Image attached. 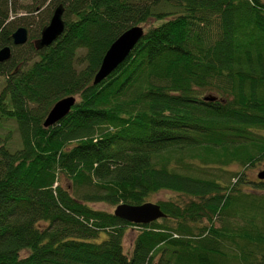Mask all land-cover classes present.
I'll return each mask as SVG.
<instances>
[{
    "label": "trees",
    "instance_id": "trees-1",
    "mask_svg": "<svg viewBox=\"0 0 264 264\" xmlns=\"http://www.w3.org/2000/svg\"><path fill=\"white\" fill-rule=\"evenodd\" d=\"M60 4L65 32L37 51L47 24L0 0V49L12 48L0 63V128L14 121L20 136L15 150L11 131L0 137V264H264V180L245 175L264 159V0ZM133 26L144 37L94 86ZM68 96L70 114L45 128ZM232 165V176L214 173ZM162 192L167 216L145 225L91 206Z\"/></svg>",
    "mask_w": 264,
    "mask_h": 264
},
{
    "label": "water",
    "instance_id": "water-1",
    "mask_svg": "<svg viewBox=\"0 0 264 264\" xmlns=\"http://www.w3.org/2000/svg\"><path fill=\"white\" fill-rule=\"evenodd\" d=\"M65 6L60 4L52 14L49 23L42 29L40 37L33 41L34 48L41 51L54 44L65 32L64 20ZM145 30L142 26H133L121 34L107 50L98 72L94 76L93 85H98L107 79L120 65H122L144 37ZM15 46H23L29 42V32L25 27H19L12 34ZM12 58V48L6 46L0 49V63H5ZM214 101L215 98H206ZM77 98L68 96L57 101L50 109L44 127L49 128L66 118L75 106ZM260 180H264V169L258 174ZM114 215L126 222L145 225L165 218L167 215L157 203L146 202L142 205L119 204Z\"/></svg>",
    "mask_w": 264,
    "mask_h": 264
},
{
    "label": "rangeland",
    "instance_id": "rangeland-1",
    "mask_svg": "<svg viewBox=\"0 0 264 264\" xmlns=\"http://www.w3.org/2000/svg\"><path fill=\"white\" fill-rule=\"evenodd\" d=\"M42 1L43 0H9L10 7H13V6L19 7L20 16H24V15L30 16L31 18H33L35 21H38L39 23L43 22L44 24H48L51 19V15L53 14V11L55 9V6H51L52 0L46 1L43 8H40L38 12H34V13L29 12L31 10L29 9L31 8V6L34 7L35 5L39 4V2H42ZM31 28H32L31 30L33 31L37 29L36 26H32ZM9 131H11V135H12L10 146L14 150L18 149L20 147V136H19V132L16 127V123L14 121H4L2 123V127L0 128V137H5L6 135L9 134ZM263 168H264V159L261 160L257 166L250 167L246 171L245 173L246 179H249L252 182L257 181L258 180L257 174L261 170H263ZM239 169H240L239 166L232 165L228 167L230 174L219 172V171H216V172L214 171V173L216 174V176L224 177L225 175H227L229 177L230 175L232 176L233 173L238 172ZM233 181H236V180H233ZM170 195H171L170 193L162 192L150 198V202L157 203L159 200L167 199ZM91 206L97 210H104L108 212H114L116 208V206H112V205L105 204V203H96V204H92ZM136 232L137 230L135 229H129V231L126 234L124 245H125V251L127 253L132 252ZM105 238H106V233L103 232L100 235V238L98 239V241L104 240Z\"/></svg>",
    "mask_w": 264,
    "mask_h": 264
}]
</instances>
